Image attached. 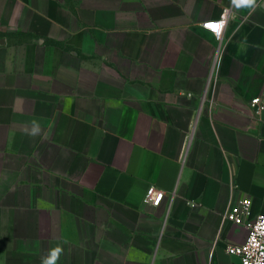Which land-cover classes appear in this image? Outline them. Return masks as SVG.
Returning <instances> with one entry per match:
<instances>
[{
  "label": "crops",
  "instance_id": "0c3cea01",
  "mask_svg": "<svg viewBox=\"0 0 264 264\" xmlns=\"http://www.w3.org/2000/svg\"><path fill=\"white\" fill-rule=\"evenodd\" d=\"M263 95L264 0H0V264H242Z\"/></svg>",
  "mask_w": 264,
  "mask_h": 264
},
{
  "label": "built area",
  "instance_id": "2783aa9c",
  "mask_svg": "<svg viewBox=\"0 0 264 264\" xmlns=\"http://www.w3.org/2000/svg\"><path fill=\"white\" fill-rule=\"evenodd\" d=\"M227 22V12L218 20L204 22L205 29L212 32L217 40H222ZM250 106L260 112L264 109V95L251 99ZM164 197V192L151 186L145 196V202L158 206ZM252 200L242 198L231 204L223 217L228 222L244 226L248 230L247 237L242 243H232L226 246L229 255L237 256L242 264H264V214L252 217Z\"/></svg>",
  "mask_w": 264,
  "mask_h": 264
},
{
  "label": "clouds",
  "instance_id": "9594fccd",
  "mask_svg": "<svg viewBox=\"0 0 264 264\" xmlns=\"http://www.w3.org/2000/svg\"><path fill=\"white\" fill-rule=\"evenodd\" d=\"M234 4H237V6L243 4L248 6H254L255 0H233ZM62 252V249L60 247H57L55 249H52L49 253V255L42 260V264H55V262L58 260L60 254Z\"/></svg>",
  "mask_w": 264,
  "mask_h": 264
}]
</instances>
